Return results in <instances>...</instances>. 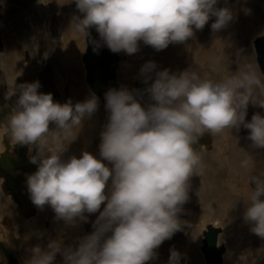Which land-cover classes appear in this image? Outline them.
<instances>
[{"label":"clouds","instance_id":"9594fccd","mask_svg":"<svg viewBox=\"0 0 264 264\" xmlns=\"http://www.w3.org/2000/svg\"><path fill=\"white\" fill-rule=\"evenodd\" d=\"M50 2L38 0L44 6ZM218 3L75 0L83 15L74 19L86 37L95 28L110 51L132 55L140 50L141 41L156 51L186 44L210 20L213 32L226 29L237 15L227 0L223 7ZM241 11L250 15L252 10L242 6ZM93 43L99 47V42ZM156 67L154 61L143 65L145 83ZM7 85L5 99L18 94L7 117L9 139L36 150L29 159L37 170L26 179L32 203L38 209L49 205L56 220L73 226L87 222L86 214L99 213L94 231L80 238L76 247L65 246L62 239L49 240L47 250L39 245L31 249L26 264H54L57 254L64 264H147L157 258L156 249L187 224L180 214L189 200L192 178L204 174L203 158L194 145L205 133L213 137L243 127L249 130L251 147L264 149V116L257 112L246 119L249 104L264 108V73L251 65H240L219 81L189 69L179 74L156 71L145 90L154 103L147 106L126 88L110 89L105 93L108 118L100 133V158L83 151L79 158L62 159L85 118L97 112L95 94L75 105L70 99L61 104L51 93L38 91L39 81L17 85L15 77ZM50 125L57 129L54 148L47 147ZM241 166L249 171L254 167L246 150ZM249 182L255 187L244 201L243 219L251 233L264 239V179L252 176ZM181 258L172 249L168 264H180Z\"/></svg>","mask_w":264,"mask_h":264},{"label":"rangeland","instance_id":"374dc122","mask_svg":"<svg viewBox=\"0 0 264 264\" xmlns=\"http://www.w3.org/2000/svg\"><path fill=\"white\" fill-rule=\"evenodd\" d=\"M4 1L7 7L2 18L14 28L20 24V15H16L18 12L33 10L32 21L36 28L38 59L41 62L35 73V81H39L41 85L38 91L44 94L51 93L54 101L62 104L61 92L55 82L50 58L48 56L45 58V51L42 49L41 30L46 24L49 38L52 42L57 41L60 34L58 25L60 16L68 14L76 5L70 7L68 0H51L47 6L39 4L38 0ZM227 5L232 7L237 18L220 32L211 30L213 21L210 20L202 31H196L195 39H190L186 44H170L166 49L156 51L151 46L145 45L143 41L139 42L140 50L129 55L133 60V70L148 61H154L157 67L150 74L152 77L150 82L154 81L155 72L163 69H169L176 74L189 69L196 71L204 79L219 81L235 72L240 65L257 68L252 47L254 39L264 33V30L260 32L258 30L259 26L264 24V0H227ZM217 6H225V0H219ZM242 6L250 8L251 14L245 15L241 11ZM52 51L49 48V55ZM113 55L117 63L114 62L113 65L116 68L119 65L118 59H123L125 55L122 58L120 52ZM258 69L261 71L260 68ZM2 75H6L10 82L7 73ZM257 112L264 116V108L249 104L246 119L251 120L252 115ZM55 131H57L55 125H50L47 142L49 147L54 143ZM248 131L241 127L239 132L235 129L225 130L224 133L213 137L205 133L198 144L194 145L203 158L204 174L192 178L189 200L180 214V220L186 221L187 224L182 231L173 236L190 264H234L228 245H238L248 249L247 264H264V252L258 253V250L264 249V239L251 233L250 224L243 219L244 201L250 197L252 188L255 187L249 182L250 178L258 177V171L264 170V149L251 147V141L247 139ZM204 145H208L207 150H201ZM245 150L253 157L254 167L251 171L241 166L245 159ZM69 158L62 156L64 160ZM97 158H100L99 153ZM105 163L107 164V161ZM14 180L22 184L20 179ZM86 215L87 222H77L84 235L94 231L93 225L99 213ZM0 218V225L5 226L6 216L2 215ZM44 219L49 226L57 222L55 213L45 215ZM207 221L223 225V237L216 236L218 233L212 228V234L207 239L211 250L215 249L217 243L225 248L226 254L222 261H215L210 252H205L203 249L205 243L201 230ZM23 225V220H13L8 226L7 235L0 238V264H20Z\"/></svg>","mask_w":264,"mask_h":264},{"label":"bare ground","instance_id":"6f19581e","mask_svg":"<svg viewBox=\"0 0 264 264\" xmlns=\"http://www.w3.org/2000/svg\"><path fill=\"white\" fill-rule=\"evenodd\" d=\"M4 2L2 0L0 3V217L4 215L7 219L5 226L0 225V238L7 235L8 226L13 220H23L20 264H26L32 256L31 249L36 245L47 250L49 240L62 239L65 246L76 247L80 238L85 235L78 223L73 226L65 224L62 220H57L55 225L49 226L44 216L54 213L53 210L49 205L38 209L32 203L27 190V176L34 173L38 167L36 164H32L29 159V156L36 154V150L35 148L32 151L29 150L27 145H15L9 139L6 127L7 117L15 106L18 94L10 99H5L8 91L7 83L11 84L15 77L17 85L36 82L35 73L41 62L38 59L36 28L32 21L33 10L18 12L16 15H20V24L14 28L12 24L10 25L2 18L7 7ZM69 2L70 0H68ZM69 5L70 7L74 6L75 0H72ZM82 15L74 6V9L71 8L68 14L60 16L58 24L60 34L57 41L52 42L49 38L46 24L41 30L42 49L50 58L55 82L61 92L62 104L70 99L75 105L77 102L89 99L92 94H95L99 102L97 112L91 118H85L78 138L68 145L67 151L63 154V157L66 158L75 154L79 158L83 151H88L97 157L101 143L100 133L108 118V112L105 109V93L110 89L126 88L132 91L136 99L144 106L154 103L150 101L149 94L144 90L152 82L149 80L147 83L144 82L145 76L141 73L143 66L140 65L133 70V60L129 58L128 54L121 51V58L124 55L125 57L121 60L118 59L119 65L114 68L113 64L116 63V60L113 52L108 50V47L100 40L95 28L88 30L89 36L87 37L77 30L74 17H82ZM258 30L259 32L263 31L264 24L259 26ZM93 41L99 42V47ZM49 48L53 50L51 55H49ZM252 50L254 52L253 47ZM256 65L260 68L258 64ZM261 71L264 73V69ZM3 73L9 75L10 82L6 75H2ZM207 146H202L201 150H207ZM47 147H56V141L54 140L52 147H49L47 143ZM258 177L264 179V170L258 171ZM14 179H20L22 184L15 182ZM222 226L220 223L214 224L207 221L201 230L203 243H205L203 249L205 252H210L209 254L215 261L223 260L226 254L225 248L217 243L215 249L211 250L207 239L212 234V228L217 231L216 236L223 237ZM227 247L231 251L234 264H247L249 261L248 249L238 245H228ZM172 249L182 254L180 264L182 262L189 263L178 241L172 237L156 249L157 258L148 261L147 264H168ZM54 264H64L61 254H57Z\"/></svg>","mask_w":264,"mask_h":264},{"label":"water","instance_id":"95a60500","mask_svg":"<svg viewBox=\"0 0 264 264\" xmlns=\"http://www.w3.org/2000/svg\"><path fill=\"white\" fill-rule=\"evenodd\" d=\"M256 64L264 69V33L253 41Z\"/></svg>","mask_w":264,"mask_h":264}]
</instances>
